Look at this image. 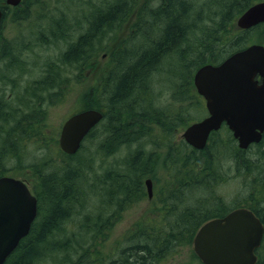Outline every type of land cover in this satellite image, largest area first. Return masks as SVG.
I'll return each mask as SVG.
<instances>
[{"label":"trees","instance_id":"obj_1","mask_svg":"<svg viewBox=\"0 0 264 264\" xmlns=\"http://www.w3.org/2000/svg\"><path fill=\"white\" fill-rule=\"evenodd\" d=\"M23 1L29 7L22 10L23 19L39 8H48L45 3L39 7L43 0ZM259 1L264 0H105L104 6L95 7L88 14L85 28L69 43L59 61H49L45 71H41L43 92L49 89L47 81L56 79L55 66L62 62L83 72L78 79L83 85L86 72L100 70L94 58L100 51L107 52L103 45L114 47L105 73L84 92L85 104L82 106L81 102L78 109H95L104 114L101 124L85 142L97 144L105 162L107 157L122 150L127 152V147L136 145L120 172H110L115 182L106 178L109 181H103L102 188L107 196L115 194L113 197L123 199L122 203H131L147 197L145 180L151 177L155 192L157 188L160 190L157 197L162 203L161 215L156 220L141 219L127 241H116L111 248H108L111 230L122 214L113 212L107 217L100 210L95 215L94 194L103 196L104 191L95 190L102 182H96L94 159L92 163L83 155L87 150L85 143L77 154L67 155L61 151L56 134L47 132L50 119L47 106L46 110L40 106L38 119L27 116L15 121L16 114L2 116L0 103V177L29 172L27 181L39 204L38 217L29 234L4 264H161L180 248L191 247L197 230L206 221L222 218L235 208L247 207L264 222V135L259 144H252L248 150L238 147L226 125L210 136L202 150L192 148L181 137L176 138L179 131L206 115L204 101L194 85L196 71L244 48L251 30H240L229 39L222 36L228 34L226 28L232 27L238 15ZM140 2L142 6L137 10ZM75 26H65L60 21L53 24L50 36L42 28L37 32L43 37L46 33L50 43L55 38L68 41L74 31L67 30ZM2 51L0 48V59ZM166 66L171 72L167 80L176 77L180 86L172 102L174 106L156 107L152 82L157 75L162 77ZM69 89L66 84L56 95L64 100ZM147 129L154 137H161L160 147L153 142L154 148L145 150L142 142L148 137ZM31 145L36 147L37 155L45 151L51 156L57 150L63 157V167L53 169L56 162L52 157L24 164L23 152ZM221 161L223 165L235 162L236 175L245 180L248 196L232 205L217 192L228 181ZM158 169L164 171L160 174ZM167 172L172 184L167 181ZM103 203L108 204V200ZM122 203L119 209L125 210ZM78 248L83 252L75 259ZM260 254L258 264H264V243ZM192 255L198 262L196 254Z\"/></svg>","mask_w":264,"mask_h":264},{"label":"water","instance_id":"obj_2","mask_svg":"<svg viewBox=\"0 0 264 264\" xmlns=\"http://www.w3.org/2000/svg\"><path fill=\"white\" fill-rule=\"evenodd\" d=\"M21 0H7L17 5ZM3 12L0 9V21ZM264 23V2L250 8L238 21L241 28ZM262 76V84L255 78ZM195 85L205 98L208 116L183 133L197 150L207 146L212 132L226 124L241 149L259 144L264 135V46L240 51L220 65H205L195 74ZM96 110L70 117L63 125L60 147L75 154L90 131L102 120ZM149 196L152 181H146ZM38 214L37 198L21 180L0 178V264L26 237ZM264 226L246 208L234 210L224 218L205 223L194 239V250L204 264H255V250L261 245Z\"/></svg>","mask_w":264,"mask_h":264},{"label":"rangeland","instance_id":"obj_3","mask_svg":"<svg viewBox=\"0 0 264 264\" xmlns=\"http://www.w3.org/2000/svg\"><path fill=\"white\" fill-rule=\"evenodd\" d=\"M104 1L105 0H72V1L43 0L42 4H39V7H42L43 4L45 3V5L48 6V8L46 9L39 8L38 11H35L34 14L30 17L29 21H23L22 24L30 22L31 26L34 25L33 27L35 31H38L42 28L44 30H47L46 33L49 36L51 35L50 31L51 28L53 27V24H56L60 21L63 24L65 23L64 24L65 26L76 24L75 27L68 29L69 32H71V29L74 31L72 32L73 37L68 41H56L55 38L51 40L50 43L48 39V35L44 32L45 33L44 37L41 36L39 37L40 40L37 39L40 41V45L36 40V44H34V48L32 50L25 51V49L22 48V50L25 51L26 57L29 56L28 58L30 59L31 57L34 56L38 62V65L40 66V68L37 67V69L38 70L41 69L40 71L42 72L45 71L44 69L47 67V65H49V61L51 60L59 61L61 54L64 53L69 47V43L73 40L75 36L76 37L78 36V33H80L85 28L87 21L85 18L88 17V14L90 15L92 14L95 7H98L100 5L104 6ZM141 6H142V2L139 3L137 10ZM238 16L233 21L232 27L226 28L228 30V34L224 33L222 36L225 39H229L234 34L240 33V29L237 27ZM16 25H20V23L16 22ZM13 27L15 28V26ZM22 30L24 32L27 31L25 27H23ZM251 31L252 33L248 34V39L247 41L246 40L244 41L245 45H242V47H246L249 44H264V27H257L252 29ZM37 33L39 35H42L39 32ZM125 34H127V32H125ZM41 38L48 39V41L44 42V40ZM14 39L17 41L22 40V37L20 36L19 32H16V36L14 37ZM103 46L107 49V52L100 51L99 56L94 58L97 60L96 65L100 70H98L97 73L86 72L85 73L86 80L83 85L82 83H78L79 82L78 79L83 77V72H80V70L77 67L70 66L69 64H65L64 62L55 66L56 79L54 78H52V80L49 79L46 83V86L49 88L48 91L50 92V96L55 101V104H52L51 108L48 110L50 119L48 121L49 124L48 129L46 126L45 132L47 129L48 134L50 135L56 134V137L58 139V145H59L60 131L62 129L65 120L67 119V117H69L72 113H74L76 110L80 108L79 106L81 102H82L81 105L84 106L85 100L83 99L82 101L84 92L89 90L92 87V85H95L96 82L101 77L102 73L103 72L105 73L106 71V65H107L106 63L109 64V58L110 55L114 52V47L113 46L110 47L109 45H103ZM169 69L170 67L166 66L165 68L162 69L164 71L162 77L160 75H157V77L153 79L152 82L153 92H154L153 94H155V98L157 99L154 106L156 107H162L167 105L174 106L172 102L174 101V97L178 91L177 89L180 86V82L176 77H174L173 80L171 79L167 80L168 76L171 74V72H169ZM160 74H162V72H160ZM40 75L42 77V74ZM66 84L70 86V90L66 92L65 99L61 100L62 97L61 96L58 97L56 93L59 92L60 89H64L66 87ZM1 96L2 95L0 94V97ZM145 132L148 133V137L143 141L145 150L150 149L153 146L152 145L153 142H155L154 144L155 146L162 145L161 140H159V138L161 137L159 138L154 137L156 135L155 134L152 135L149 129H147ZM182 132L183 131L181 132L179 131L178 134L176 135V138L177 137L182 138ZM157 135H159V133ZM142 143L141 146H143ZM85 145L87 146V150H85V152L83 151L84 152L83 155L89 160H91L92 163L94 159L93 171L96 173V178H97L96 182L99 180L100 182H102V185L99 188H95V190L102 188L103 181H105L106 178L113 180V183L115 182V179L112 176H109L110 172L111 174H113L115 171L120 172V169L123 168L125 162L124 160L126 159L127 156L130 159L132 153L136 148V145H132V147L130 148L127 147L126 148L127 152L126 150H122L121 152L114 154V156L107 157L108 160L105 162V158L100 153L99 148H96L97 144L94 146L91 140L89 141L87 140L85 142ZM31 147H28V149H26L23 152L22 156H24L23 159L25 161L24 164H29L31 162H38V161L40 162L41 160H45V159L48 160L52 157V159L56 162L55 165L53 164L52 167L53 169H56L57 166H62L63 157L57 150L55 151L54 154H51V156L49 152L46 153L45 151L41 152V154L38 153L37 155V153L35 152L36 147H32V148ZM34 159L36 161H34ZM161 170L162 169H158L160 174L162 173V171H164ZM223 171L227 173L226 177L228 178V181L222 183L218 187L217 192L225 197L226 203L229 205L244 200L248 196L247 191H245V180L236 175L235 162L230 161L227 163V165L225 166L223 165ZM32 175L34 176V173ZM14 176L21 178L20 174L16 172H14ZM166 176L168 177L167 179L168 183L172 184V182L169 180L168 172ZM108 181L109 180H106V182ZM113 183H110L109 185L112 186ZM160 184L161 183H159V186H161ZM102 190L104 191L103 196L100 195L99 193L94 194V199L96 200L94 206L95 215L101 213L100 210L102 211L103 215L105 214L106 216L107 215L110 216L113 212L122 214V216H120V221L115 223V225L112 227L111 234L109 237L108 248H111L116 241H122V242L127 241V239L132 236L130 232L135 231L134 230L135 225L139 223L141 219H143V221L146 222L154 221L161 215L160 209L162 202L160 197H156L152 202H150L146 197L143 200L137 199V201L135 202L122 203L121 200L123 199H118V197H113L115 194L113 196H107L108 195L107 192L103 188ZM157 193L160 194V190L158 188H157ZM195 196L199 197L197 194H195ZM105 199L108 200V204L103 203V200ZM121 203H122V207L125 210L119 209ZM190 205H194V204H190ZM88 207L89 209H92L93 205L89 204ZM192 249H193L192 246L186 248L184 246L183 248H180L177 254L172 255L168 260L162 262L161 264H201L200 262L194 260L192 255L193 252ZM82 252L80 249L77 250V255L75 259L77 258L78 254ZM63 255L65 254L63 253ZM75 259L73 261H75ZM50 264H56V263H50Z\"/></svg>","mask_w":264,"mask_h":264},{"label":"flooded vegetation","instance_id":"obj_4","mask_svg":"<svg viewBox=\"0 0 264 264\" xmlns=\"http://www.w3.org/2000/svg\"><path fill=\"white\" fill-rule=\"evenodd\" d=\"M26 8L29 7L25 6L23 0L20 6H5L3 8L4 17L23 14L22 10ZM10 19L19 22L20 25H14L12 22L5 21H2L0 24V48L3 49V56L0 59V94L2 95L0 103L2 105V116L16 114L15 121L22 120L27 116H29L27 118L38 119L41 114L40 106L51 105L54 103V100L50 96L49 91L43 92L40 87L41 69H37L40 66L36 58L32 55L33 57L29 59V56L26 57L25 51L32 50L34 44H36V40L42 35H39L34 30V25L31 27L30 22L22 24L23 21H29L30 17H26L25 19L11 17ZM23 27L27 31L24 32L22 30ZM16 32L20 33L22 40L17 41L14 39ZM200 97L205 102V99L202 96ZM49 109L50 107H48ZM16 166H19V162H17ZM156 197L157 193L154 192L153 198L149 199V201L152 202ZM258 217L263 222L262 218ZM261 249L257 251L259 256H261Z\"/></svg>","mask_w":264,"mask_h":264},{"label":"bare ground","instance_id":"obj_5","mask_svg":"<svg viewBox=\"0 0 264 264\" xmlns=\"http://www.w3.org/2000/svg\"><path fill=\"white\" fill-rule=\"evenodd\" d=\"M72 1V0H71ZM209 1V0H208ZM70 3V2H69ZM68 3V4H69ZM209 3V2H208ZM213 3V2H212ZM217 3V2H216ZM66 4V3H65ZM208 5V4H207ZM209 6V5H208ZM217 7V6H216ZM208 9V8H207ZM212 10V9H211ZM198 22V21H197ZM65 24V23H64ZM63 26V25H62ZM68 29V28H67ZM68 31V30H67ZM79 61V60H78ZM109 90H110V88H109ZM107 93V92H106ZM96 111H98V112H100L102 115H103V117H104V114L100 111V110H96ZM192 114V113H191ZM206 117H204V118H202V119H200V120H197V121H195V122H193V123H191L190 125H192V124H194V123H196V122H199V121H201V120H203V119H205ZM116 122H118V121H116ZM172 138V137H171ZM155 139V138H154ZM150 140V139H149ZM162 142V141H161ZM144 143V142H143ZM137 144V143H136ZM162 144V143H161ZM253 144H257V143H253ZM165 145V144H164ZM160 147V146H159ZM24 148V147H23ZM153 148H154V146H153ZM158 148V147H157ZM169 148V147H168ZM161 149V148H160ZM221 150V149H220ZM248 150V149H247ZM222 154V153H221ZM225 162V161H224ZM223 165V164H222ZM225 165V164H224ZM223 168V167H222ZM249 201V200H248ZM259 216V215H258ZM165 252V251H164ZM170 252V251H169ZM166 253V252H165ZM168 254V253H167Z\"/></svg>","mask_w":264,"mask_h":264}]
</instances>
